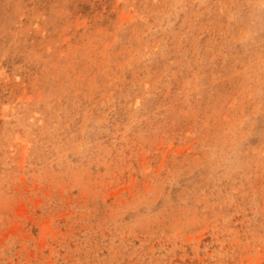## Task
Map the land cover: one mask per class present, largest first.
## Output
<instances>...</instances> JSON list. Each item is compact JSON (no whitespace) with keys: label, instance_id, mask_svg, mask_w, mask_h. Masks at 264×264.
Returning a JSON list of instances; mask_svg holds the SVG:
<instances>
[{"label":"rangeland","instance_id":"1","mask_svg":"<svg viewBox=\"0 0 264 264\" xmlns=\"http://www.w3.org/2000/svg\"><path fill=\"white\" fill-rule=\"evenodd\" d=\"M0 264H264V0H0Z\"/></svg>","mask_w":264,"mask_h":264}]
</instances>
